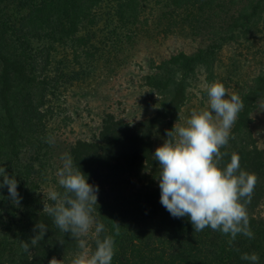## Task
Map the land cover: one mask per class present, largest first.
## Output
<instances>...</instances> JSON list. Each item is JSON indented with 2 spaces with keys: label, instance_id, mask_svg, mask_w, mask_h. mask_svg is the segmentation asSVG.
Listing matches in <instances>:
<instances>
[{
  "label": "trees",
  "instance_id": "1",
  "mask_svg": "<svg viewBox=\"0 0 264 264\" xmlns=\"http://www.w3.org/2000/svg\"><path fill=\"white\" fill-rule=\"evenodd\" d=\"M15 1L28 13L19 25H8L5 21L0 26V166H5L6 174L18 181L17 191L21 200L19 206L13 204L8 188L0 187V225L15 219L21 207L28 211L27 218L33 225L29 234L27 226L22 235V243H29L31 257L23 251L21 243L16 256L11 257L7 264H50L53 257L58 260L57 264H71L79 251L77 241L55 225L53 218L43 211L44 206L34 188L29 186V182L21 181L16 172L23 141L27 138L26 128H32L33 120L40 119L42 115L39 108L27 102L25 92L19 94V89L36 87L44 82L50 85L59 83V77L63 76L60 73L53 80L45 73L44 67L52 64V45L47 52L34 55L31 45L42 40L65 44L81 26H98L104 18L109 19L110 24L117 21L122 27L133 25L150 3L164 11L159 19L165 17L176 21L177 17L189 14L196 6L212 8L217 0ZM245 1L238 14L232 16L228 26L232 33L250 28L262 14L264 0ZM171 26L169 24L168 28ZM209 51L181 52L171 56L166 64L194 72L199 65L206 63ZM148 81L150 86L161 90L168 89L171 84L169 80L163 82L157 75L148 76ZM186 91L184 80L175 82L171 98L153 116L136 123L109 113L96 140L79 139L71 147L74 167L86 174L90 184L99 187L95 215L105 225L101 239L108 235L114 237L112 264H250L241 259L245 253L257 254L258 264H264V217L259 212L264 202V149L259 147L251 127L257 102L264 98V72L243 94L244 107L231 130L228 144L221 148L224 154L221 167H226L232 154H237L241 170L257 176L248 205L254 238L238 235L231 245L228 235L210 227L195 232L190 218L173 217L160 202L158 176L161 170L153 155L155 132L163 125L168 130L174 127L187 101ZM19 103L27 105L28 115H25L27 112L24 115L19 113ZM237 137L242 138L241 147L236 143ZM37 223L45 224L48 229L44 239L32 246L30 240L39 231H33ZM117 223H120L119 235H115L113 227ZM91 244L95 250V242ZM5 252L0 247V264H5Z\"/></svg>",
  "mask_w": 264,
  "mask_h": 264
},
{
  "label": "rangeland",
  "instance_id": "2",
  "mask_svg": "<svg viewBox=\"0 0 264 264\" xmlns=\"http://www.w3.org/2000/svg\"><path fill=\"white\" fill-rule=\"evenodd\" d=\"M245 3V0H217L212 8L196 6L176 21L159 19L164 11L150 3L133 25L122 27L117 21L110 24L104 18L98 26H81L62 45L57 41H34L33 55L47 52L51 45L54 49L52 64L44 67L45 73L53 80L63 74L59 83L44 82L19 89V94L25 92L27 102L39 108L42 115L33 120L32 128H26L27 138L16 172L21 181L34 188L41 204L44 206L47 201L43 192L52 189L63 192L56 175L63 164L61 157L71 155V147L79 139L96 140L109 113L130 123L151 117L171 98L174 83L181 80L186 82L187 101L177 126L186 125L194 110L208 105L205 87L213 82H222L229 93H237L242 99L255 78L264 72V9L250 28L234 33L228 30L232 16ZM27 13L15 0H0V26L5 21L8 25H19ZM200 50H210V57L194 72L166 64L173 55L195 54ZM152 75L163 82L169 80L168 89L150 86L148 76ZM19 104V113L28 115L27 105ZM252 118L254 137L264 149V98L257 102ZM167 131L166 125L156 130L155 150L165 142ZM49 137L54 143L47 142ZM236 143L241 147L242 138L237 137ZM0 168L6 170L5 166ZM19 210L15 219L0 225V247L7 256L5 264L16 256L26 227L29 234L33 225L27 218L28 211H23L24 207ZM259 212L264 217V202Z\"/></svg>",
  "mask_w": 264,
  "mask_h": 264
},
{
  "label": "clouds",
  "instance_id": "3",
  "mask_svg": "<svg viewBox=\"0 0 264 264\" xmlns=\"http://www.w3.org/2000/svg\"><path fill=\"white\" fill-rule=\"evenodd\" d=\"M208 105L193 111L186 125L167 131L165 142L156 148L154 159L159 162L160 202L175 218L188 217L195 232L210 227L230 238L229 245L238 235L254 238L250 228L248 205L251 203L257 176L241 170L240 157L232 154L226 167L220 166L233 125L244 104L237 93H229L222 82L216 81L205 87ZM49 144L54 139H47ZM63 164L57 171L58 184L63 192L52 189L43 192V211L53 218L55 225L64 233H70L77 241L79 251L71 264H112L115 240L112 235L101 239L105 225L96 217L99 187L88 182L85 173L74 167L71 155L61 157ZM0 168V187L8 188L13 204L19 206L21 197L18 181ZM120 234V223L114 226ZM30 244L36 246L44 239L47 226L37 223ZM95 242V250L90 247ZM21 248L31 257L28 242ZM242 260L258 264L257 254L245 253ZM53 257L50 264H57Z\"/></svg>",
  "mask_w": 264,
  "mask_h": 264
}]
</instances>
